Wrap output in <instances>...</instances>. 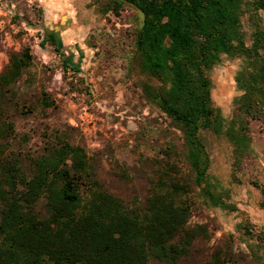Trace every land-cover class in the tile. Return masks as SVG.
<instances>
[{"label":"trees","instance_id":"16d2710c","mask_svg":"<svg viewBox=\"0 0 264 264\" xmlns=\"http://www.w3.org/2000/svg\"><path fill=\"white\" fill-rule=\"evenodd\" d=\"M90 5L116 16L126 6L137 9L128 70L138 77L146 100L181 134L161 148L147 195L130 201L105 187L86 147L65 135L52 136L36 155H23L24 139L17 140L7 112L17 95L13 87L34 55L30 47L12 52L0 72V264H183L194 241L209 237L207 224L190 223L195 187L205 202L236 209L209 174L202 131L227 135L243 157L250 146L249 121L264 122V0H92ZM138 9L146 15L143 27ZM45 42L63 52L57 29L46 30ZM62 54L65 70H79ZM224 58L242 61L231 120L212 95L211 72ZM41 101L44 107L54 104L47 93ZM182 160L191 177L182 171ZM233 259L225 245L204 264Z\"/></svg>","mask_w":264,"mask_h":264},{"label":"rangeland","instance_id":"374dc122","mask_svg":"<svg viewBox=\"0 0 264 264\" xmlns=\"http://www.w3.org/2000/svg\"><path fill=\"white\" fill-rule=\"evenodd\" d=\"M91 1L0 0V72L12 52L30 47L34 55L13 87L17 95L7 118L15 124L17 140L24 139L19 143L23 155H36L52 136L65 135L86 147L109 191L127 201L144 198L161 148L181 133L146 100L138 77L128 70L137 9L126 6L119 16L102 14ZM47 29H57L63 52L79 70H65L63 52L50 42L43 45ZM241 62L224 58L211 72L212 95L227 120L236 117L234 98L241 92L235 75ZM44 93L53 105L44 107ZM248 127L250 146L243 157L227 135L202 131L209 174L236 209L205 202L195 187L190 223L207 224L209 237L194 241L183 264H204L225 245L233 253L232 264H264V122L251 120ZM179 164L191 177L188 163Z\"/></svg>","mask_w":264,"mask_h":264},{"label":"water","instance_id":"95a60500","mask_svg":"<svg viewBox=\"0 0 264 264\" xmlns=\"http://www.w3.org/2000/svg\"><path fill=\"white\" fill-rule=\"evenodd\" d=\"M125 1H127V0H125ZM138 12H139L140 21H141L140 27H143L145 24L146 15H145V12L141 9H138Z\"/></svg>","mask_w":264,"mask_h":264},{"label":"crops","instance_id":"0c3cea01","mask_svg":"<svg viewBox=\"0 0 264 264\" xmlns=\"http://www.w3.org/2000/svg\"><path fill=\"white\" fill-rule=\"evenodd\" d=\"M61 1H62V0H61ZM61 1H60V0H56V2H58V3H59V2L61 3ZM45 4H46V3H45ZM53 6H55V5H54V1L47 2V7H48L47 9H48V10L51 11ZM59 35H60V33H59Z\"/></svg>","mask_w":264,"mask_h":264}]
</instances>
